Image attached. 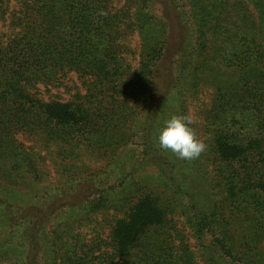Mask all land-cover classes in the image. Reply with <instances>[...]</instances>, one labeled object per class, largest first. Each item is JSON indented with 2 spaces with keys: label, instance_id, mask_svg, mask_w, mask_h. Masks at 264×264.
I'll use <instances>...</instances> for the list:
<instances>
[{
  "label": "trees",
  "instance_id": "obj_1",
  "mask_svg": "<svg viewBox=\"0 0 264 264\" xmlns=\"http://www.w3.org/2000/svg\"><path fill=\"white\" fill-rule=\"evenodd\" d=\"M0 24V264H264V0H0ZM172 115L198 158L159 147Z\"/></svg>",
  "mask_w": 264,
  "mask_h": 264
},
{
  "label": "clouds",
  "instance_id": "obj_2",
  "mask_svg": "<svg viewBox=\"0 0 264 264\" xmlns=\"http://www.w3.org/2000/svg\"><path fill=\"white\" fill-rule=\"evenodd\" d=\"M190 117L183 115H172L158 130L157 141L159 147L170 151L177 158L183 160H194L200 156L205 149V144L199 140L195 131L190 127Z\"/></svg>",
  "mask_w": 264,
  "mask_h": 264
},
{
  "label": "rangeland",
  "instance_id": "obj_3",
  "mask_svg": "<svg viewBox=\"0 0 264 264\" xmlns=\"http://www.w3.org/2000/svg\"><path fill=\"white\" fill-rule=\"evenodd\" d=\"M15 4H16V2L13 1V5H15ZM12 8H13V6H12ZM3 27H5V26L0 24V31L1 32L5 31V28H3ZM139 44H140V40H139V37L137 35L131 37L130 41L128 43V45L132 48L138 47ZM65 82H66V84L64 85V87L54 89V90H52V93L46 94V92H43L42 93L43 97L45 99H49L52 96V98H55V99L58 98V99H63V100H69L71 98V96L76 92L75 86L80 84V82L77 81V78L75 75H71Z\"/></svg>",
  "mask_w": 264,
  "mask_h": 264
}]
</instances>
